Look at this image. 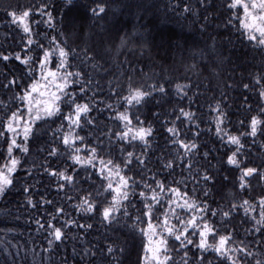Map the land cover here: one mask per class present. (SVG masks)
Instances as JSON below:
<instances>
[{
    "label": "trees",
    "instance_id": "trees-1",
    "mask_svg": "<svg viewBox=\"0 0 264 264\" xmlns=\"http://www.w3.org/2000/svg\"><path fill=\"white\" fill-rule=\"evenodd\" d=\"M97 2L73 0L72 5H67L66 0H0V53L12 57L8 61L0 60V119L9 109H24V104L16 97L33 79L40 80L39 60L44 50L59 45L71 52L68 70L85 74L67 91L75 94L77 102H87L93 109L86 118L93 120L95 127L83 125L82 118L83 130H77L90 142L88 147L99 144L98 156L115 163H121L127 151H132L145 160L146 167L136 166L134 161L130 166L133 170L123 169L122 174L132 178L129 180L131 194L117 214V221L109 225L103 221L101 211L102 206L111 202L112 195L105 190L106 181L97 174L98 162L96 169L87 171L73 163L60 142L59 115L47 123L37 122L34 131L39 138L29 140L28 154L14 150L13 155L22 161V166L13 177V186L0 197V264H139L147 244V237L139 231L147 228V217L140 211L143 198L139 193L151 195L145 184L155 187L153 176L163 181L166 189L161 196V205L153 209V223L157 222L156 217L163 218L162 211H168L165 202L169 186L187 192L189 199L197 204L206 203L209 214L205 220L217 229L223 224L220 210H227L231 203L239 205L244 199L249 200L256 206V211L246 215L238 208L231 214V223L225 225L233 236L229 247L244 249L233 255L237 264H256L257 260H264V229L256 232L252 220V216L259 219L257 202L264 196V179L253 177L248 181V190H239L240 171L226 164V154L230 155L235 146H226L217 137L216 113L212 111L220 103L227 113V130L240 135L247 131L239 123L240 120L247 123L246 118L250 115L246 111L247 104L252 105L254 111L251 114L264 105V99L259 97L264 80L260 85L255 83L264 76V47L247 39L236 18V15L243 16L242 10L230 11L226 7L229 0H105L106 14L96 16L91 9ZM28 8L33 10L34 42L31 45L26 44L27 37L11 24L7 15ZM41 9L51 13L53 26L47 23V15L37 14ZM16 55L21 59L31 56L32 60L25 65L15 59ZM58 63V58L53 56L49 68L55 71ZM13 78L19 87L8 86V81ZM246 83L249 84L247 89L243 87ZM81 84L85 92H81ZM177 84L184 87L187 95L177 93ZM130 85L151 91L146 102L129 106L123 100ZM153 85H163L166 93L153 91ZM53 90L49 88V91ZM35 95L37 99H47ZM181 107L194 113L195 119L190 122L181 116L177 120ZM61 110L66 113L67 104L62 102ZM125 111L134 127L139 126L138 117L144 121L143 126L153 129L147 147L138 140L131 144L119 141L113 135L124 128L116 114ZM173 125L179 129L181 139L199 145L197 154L191 158L183 157L192 164L191 169L186 163L174 161L177 146L166 131ZM64 131H67L66 126ZM54 132L57 135L54 136ZM241 142L244 145L241 166H264V135H244ZM48 146L57 147L58 156L38 151V148ZM77 146L82 147L79 143ZM179 151L183 153L182 149ZM205 152L210 153L207 158L203 156ZM80 155L87 157L89 152L85 150ZM7 159L5 137H0V165ZM169 162H174V171L165 167ZM49 167L73 175V183L58 191V183L63 181L49 176L45 171ZM206 170L215 174L214 187L202 179ZM25 187L31 188V192H25ZM205 191L208 196L204 195ZM88 192L93 193V202L97 205L94 213H85L77 207ZM30 198L38 203V207L28 204ZM42 200H51L52 204ZM57 207L63 208L64 212L55 213ZM125 208L129 213L127 216L123 214ZM212 211L217 215L211 216ZM176 213L185 220L192 215L180 208ZM53 214L57 217L53 223L67 226L63 228L62 241L49 245L51 236L39 228L37 220L47 227ZM137 216L141 217L140 221ZM73 221L84 224L85 228L70 223ZM171 223L179 227L175 219H171ZM88 224L92 227L87 228ZM188 236L194 244L187 247H182L173 237L167 238L169 254L175 264H184L185 260L187 264H193L194 260L195 264H200L196 260L200 255L208 264H230L214 251L201 253L195 247L199 236L193 235L191 228ZM208 242L215 243L211 236ZM109 247L114 249L112 253L107 251ZM120 248L124 251L120 252ZM248 252L252 255H247Z\"/></svg>",
    "mask_w": 264,
    "mask_h": 264
},
{
    "label": "snow or ice",
    "instance_id": "snow-or-ice-1",
    "mask_svg": "<svg viewBox=\"0 0 264 264\" xmlns=\"http://www.w3.org/2000/svg\"><path fill=\"white\" fill-rule=\"evenodd\" d=\"M67 5H72L73 0H66ZM226 7L232 11L235 9H241L243 16L236 15V18L240 22V26L244 29L247 34V39L249 41H255L259 46L264 47V0H229L226 3ZM94 15L102 16L106 14L105 0H98L96 6L91 9ZM38 15H47V23L49 26L52 24L51 13L46 12L41 9ZM11 18V24L15 25L18 29L22 31L27 37L26 44H33L32 39V19L33 10L31 8L25 9L23 11L17 12L12 11L7 13ZM39 23V21H36ZM231 23V20H229ZM24 39V37H22ZM43 47V45H40ZM71 55L70 50L64 47L56 46L55 49H45L42 58L39 60V66L41 69L40 80L33 79V82L29 85L26 84L22 89L21 95L16 97L24 104V109L19 107L16 110H11L5 113L3 119H0V137H5V143L7 144V155L8 159L3 164L0 165V197L6 194V190L10 189L14 184V175L17 170L22 166V161L13 155L15 149H19L22 153L28 154L30 149L28 147V142L30 139H38L39 137L35 133L36 123L43 121L47 123L52 117L60 116L61 128L58 130L60 134V142L63 146V150L68 152L70 159L74 164L81 165L87 171L89 168L96 169L97 162L99 164L98 176L102 181H106V191L112 195V200L107 206H102L101 216L103 221H106L109 225L117 221V214L121 212L124 203L129 201L131 194V185L129 180L131 177L123 175V169L127 168L129 171L133 170L130 166L133 165L134 161L136 166H145V160L140 156H135L132 151H127L126 158L121 161V163H115L112 159H103L98 156L97 148L100 147L97 144L96 147L89 148L90 142L86 140V137L79 134L80 130H83V125L95 127V122L93 120L87 119L88 114L93 110L89 103H79L76 100V96L67 90L72 83H75L78 79H82L85 74L80 71L72 72L69 71L68 58ZM53 56H56L59 63L56 65V70L53 71L49 68L52 63ZM12 57L0 53V60L8 61ZM16 60H20L21 63L28 65L32 60L31 56H26L21 59L19 55L15 56ZM91 59V58H89ZM29 77L32 76L31 68L28 69ZM7 79V77H5ZM261 80H264V76H261L255 81L256 85L261 84ZM43 81V83H42ZM16 85L17 81L15 78L8 81V86ZM245 89L249 88V84H244ZM49 88H54L53 91H49ZM177 93L181 95H187L184 91V87L177 84ZM81 92L86 90L81 84ZM153 91H158L160 93H166V88L163 85H153ZM35 94H39L40 97H47V99H37ZM151 95V91L143 90L139 87L129 86L128 95L123 97V100L129 105L140 104L146 102L147 98ZM259 97L264 99V89L259 92ZM67 98V99H65ZM248 97H244V101L247 102ZM65 103L68 106V111L66 113L61 110V103ZM109 108L112 106L109 105ZM216 113L215 115V133L222 141L227 145L235 146L234 150L231 151L230 155L226 154V164L232 166L240 171L238 177V188L239 190H248L250 184L248 181L256 177L258 179H264V166L259 167H249L247 165H242L241 149L244 145L241 142V137L244 135L256 137L258 134L264 135V105H261L255 114H251L254 110L251 104H247L246 111L250 115L245 120H240L239 123L247 129V131H242L240 135H234L227 130V125L225 124V119L227 113L222 109L221 104L217 103L212 109ZM180 115L176 117L177 120L180 117H184L188 121L195 119V114L190 111H185L183 107L179 109ZM157 115H159L157 113ZM82 118L83 125H82ZM116 119L123 122L124 128L121 131L113 133L117 140L126 141L131 144L133 141H140L146 147L148 146L149 138L153 135V129L151 127L143 126L144 121L139 120L137 117V124L139 126L134 127L132 125V119L130 115L125 112H118L116 114ZM164 123H169L165 121ZM67 127V131H64V127ZM197 127H199L197 125ZM167 133L170 134V139L174 145L177 146L176 155L174 161H179L182 164H187L189 169L192 168V164L185 161L183 157L187 156L191 158L193 155L197 154L199 145L195 142L185 141L180 138L179 129L175 125L166 128ZM53 135H57L56 132ZM196 135H199L197 132ZM109 141L111 136L108 137ZM19 141V142H18ZM82 145L78 147L77 144ZM183 150V153L179 150ZM87 150L89 155L87 157L81 156L80 153ZM39 152H47L48 156H58L57 147H40ZM210 153H203L204 158H207ZM123 165V168L122 166ZM44 167V165H41ZM165 167L172 169L174 171V162H169ZM45 171L49 176L56 177L58 181H63V183H58V191L63 190L66 184H72L74 181V176L67 174L65 171H59L56 169L45 168ZM113 177L116 179L113 180ZM87 179V177L85 178ZM153 182L155 187L151 184H145V188L149 189L151 195H147L145 192L141 191L139 196L143 198L141 201L142 209H140L142 215L147 217V228H140L139 231L143 236L147 237V244L144 246V255L140 259L139 264H175V261L169 254L168 249V237H173L175 241L180 242L182 247H187V245L194 244V241L189 238V229H192V234L199 236L198 243H195V247L201 251V253L208 250L214 251L218 256L224 258L230 262V264H237L236 260L233 259V255L236 252L244 251V249L230 248L229 244L233 239L232 233L228 230L225 225L231 223V214L238 208H242L245 214L256 211V206L250 203L249 200L244 199L239 205L236 203H231L227 210H220V215L223 218V224L221 228L217 229L213 224L205 220V216L209 214V209L206 203L197 204L195 200H190L187 192H182L179 187H168L167 193L168 199L165 202L168 211H162V219L156 217V223H153V209L156 205H161V196L165 193V184L163 181L157 180L153 176ZM205 183L211 184L213 187L216 184L215 174L209 171H205L202 176ZM225 180L228 179L227 176L224 177ZM134 183V181H133ZM25 192H31V188L25 187ZM205 196H208L207 191L204 192ZM94 197L92 192H88L81 199V203L77 205L85 213H94L97 210V205L93 202ZM43 203L52 204L51 200H42ZM33 208L38 207V203L33 202L30 198L28 200ZM259 207V219L256 216H252V220L255 221V231L261 232L264 229V196H262L258 202ZM180 208L187 210L192 215L188 219H183L176 213V209ZM160 211V209H157ZM64 212L63 208L57 207L55 213L62 214ZM125 216L129 215L127 209H124ZM217 212L212 211L211 216H216ZM56 214L51 215L50 219L47 221V227L45 223L37 220V224L40 229H44L51 236L49 240V245L54 241H62L65 233L63 228L67 226L61 225L57 226L53 221L56 220ZM175 219L179 227L176 224L171 223V219ZM141 217L137 216V221H140ZM75 223L79 228H85L84 224ZM87 228H91L92 225L88 224ZM224 232L225 234H219ZM211 236L215 243H209L208 237ZM218 237V239H217ZM109 253L114 251L113 248L109 247L107 249ZM120 252L124 249L120 248ZM185 257L187 253L184 254ZM247 255H252L248 252ZM200 264H208L206 258L203 255L196 257ZM187 264V261H184ZM195 264V260L193 261ZM256 264H264V260H257Z\"/></svg>",
    "mask_w": 264,
    "mask_h": 264
}]
</instances>
